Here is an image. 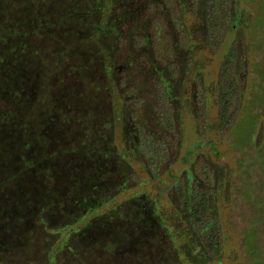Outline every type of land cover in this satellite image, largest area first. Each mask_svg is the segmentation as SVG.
<instances>
[{
  "label": "rangeland",
  "instance_id": "obj_1",
  "mask_svg": "<svg viewBox=\"0 0 264 264\" xmlns=\"http://www.w3.org/2000/svg\"><path fill=\"white\" fill-rule=\"evenodd\" d=\"M85 1L0 0V31L7 33L0 80L38 74L25 91L0 86V145L21 148L30 164L24 174L20 155L9 160L0 150V196H18L27 183L33 192L49 190L56 205L60 196L74 200L95 189L102 169L111 174L105 147L120 150L129 161L126 188L119 193L113 182L116 202L136 196L139 181L154 189L155 171L177 208L190 189L205 196L208 235L216 233L219 244L208 259L181 209L176 215L168 200L154 202L173 264H264V0H99L97 10ZM65 18L78 24L68 30ZM22 42L34 50L16 49ZM13 96L20 98L14 103ZM40 206L22 212L15 243L24 253L10 263L71 264L60 251V210L50 207L40 222ZM110 222L95 223L103 232ZM97 228L79 237L95 241Z\"/></svg>",
  "mask_w": 264,
  "mask_h": 264
},
{
  "label": "trees",
  "instance_id": "obj_2",
  "mask_svg": "<svg viewBox=\"0 0 264 264\" xmlns=\"http://www.w3.org/2000/svg\"><path fill=\"white\" fill-rule=\"evenodd\" d=\"M98 1L99 0H94L93 2L92 0H89L88 2V0H86L85 2H88L87 5L91 6V8L97 6L95 9L97 10L99 7L97 4ZM77 5H81V3ZM84 6L85 5L83 4V7ZM86 14L91 13L86 11ZM68 20L70 19L65 18L64 22L61 23V25H63L64 28H68V30L75 28L74 25L78 24V19L73 18V23H67ZM82 24L85 26L89 25L86 24V22L81 21L80 25ZM95 28L98 29L96 26ZM69 32L72 34V31ZM4 37H7V33L0 31V38ZM18 44L19 46L15 45L16 49L22 48L27 51L28 49L34 50L32 43L22 42V44ZM35 60L37 61L35 55L33 54L32 61L34 64ZM18 72L17 74L13 73L12 75L5 73L2 77L3 79L0 80V86H3L4 84L7 86V83L11 85L15 84L21 92V90L25 91L24 87L30 85L31 82L32 87L34 88V80L36 79V75H38L37 72L35 71L29 75ZM32 77L33 80L31 79ZM1 90L2 88H0V91ZM10 90L15 93L13 89ZM16 98L19 99L20 97L13 96L10 100L15 103L17 101ZM4 119L6 120L7 118L4 117ZM227 123L228 121L226 122V126L229 125V123ZM1 126L5 128L4 125ZM7 127L8 126H6V128ZM100 137L102 139L107 138L103 133L100 134ZM103 141L105 143L107 142L108 145L110 143L107 139L106 141ZM142 146H144V142L142 143ZM0 150H5V153L10 154V156H8L9 160H13L14 157L20 155V162L18 164L19 169L22 170L24 174L28 172L30 164L26 157L19 153V151L21 152V148H16L14 144L8 143L7 146L0 145ZM134 151L136 152V156H138V148H135ZM125 152H127V150ZM152 152L156 155L158 154V151L152 150ZM103 155L107 157L104 159L106 160L107 165L111 167V174L109 173L110 175L106 177L107 172L105 169H102L100 172L103 174V177H98L97 173L99 172H95V178H91V184L95 182L97 177V181H100L92 185L95 189L90 193H86V191L79 193L76 192L77 195L75 196L77 198L74 200L68 196H60V205H56L54 204L56 202H52L53 199H50L52 194L51 192L49 193V190H46L44 195L43 193H37L36 191L33 192V190L27 188V183L19 186L21 187V191H19L18 196L16 195V192L14 195H8V193L4 192L3 195L0 196V200H2L0 201V218L2 217V214H7L6 221L3 223L0 222V239L3 240V242L6 239L8 244V247L5 246L8 249H3L2 247L0 248L2 250H0V259H6V263L2 264H11V260H15L18 256L20 257V255H23L24 251L20 245L15 243V238L17 237L20 239V236L23 234V231L20 228V218L22 216V212L23 215L26 214L30 209H32L33 205H37L38 201L41 205L37 213L38 216H40V222L43 221L44 214L50 207L53 208L56 206L55 209L60 210V215L63 217V222L60 224L59 229L61 245L60 251H65L69 254V257L67 258L70 259L69 261L71 264H173V259L177 258L173 254L170 244L165 238L164 232L157 224V219L152 212L154 202L157 199L159 201L168 200L171 207L174 211H176V215L179 214V210L181 209L185 225L187 224L191 231V235H193L195 242L198 243V246L201 248L207 259V250H213L216 255L217 252L219 253V244L215 239L217 234L208 235V232L211 228H213V225H209L210 217H208L206 213L207 206L205 203V196L203 194H194L190 189L191 193L189 192L190 196L188 202L186 198V202L180 208H177L174 204H172L168 197L164 196L167 192L165 182L158 179V171H155L154 175L158 182L154 189L149 188V190H147V183L139 181L137 188L140 192H138L136 196H128L127 198L116 202L115 197L111 195L113 191V182L114 180L117 182V189L119 193L126 188V183L123 178L124 175L127 174L126 167L128 165L126 161H129V158L121 153L120 150L116 152L112 148L107 147H105ZM24 160L27 162L25 163ZM10 162L11 161L7 162L5 165H11ZM18 165L16 167V171L18 170ZM13 168L14 167H11L8 170ZM2 169L3 168H0V171ZM64 173L69 176L67 170H65ZM65 175H62V180L66 179L64 180V183L69 180ZM1 180L2 179H0V187L5 185L4 181ZM12 182L13 181H8L9 187L12 185ZM16 186L17 183L15 184V187ZM10 196H13V200ZM43 196L45 197L44 199ZM141 200L145 204L143 207L140 204ZM69 208L70 211L68 213ZM147 217H149L148 220ZM102 220L111 221L109 223V229H104L103 232L101 229L107 227H101V225L95 223L96 221ZM90 227H98L96 229V240H82V238L79 237L81 235L80 233H82L83 230H86V228L87 230L90 229ZM204 232L207 233L206 235L209 239V244L206 246H204L201 241L203 236L201 234ZM71 239H75L72 247L69 245ZM216 255L213 257H216ZM178 261L180 263L179 259ZM208 261L209 260L205 263L202 262V264H208ZM1 262L2 261H0V264Z\"/></svg>",
  "mask_w": 264,
  "mask_h": 264
}]
</instances>
